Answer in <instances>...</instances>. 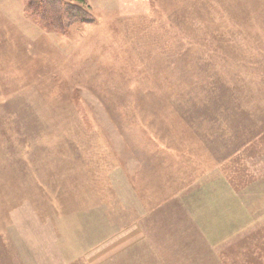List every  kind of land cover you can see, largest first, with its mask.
Listing matches in <instances>:
<instances>
[{"label": "rangeland", "instance_id": "374dc122", "mask_svg": "<svg viewBox=\"0 0 264 264\" xmlns=\"http://www.w3.org/2000/svg\"><path fill=\"white\" fill-rule=\"evenodd\" d=\"M65 1L0 0V264H264V0Z\"/></svg>", "mask_w": 264, "mask_h": 264}, {"label": "crops", "instance_id": "0c3cea01", "mask_svg": "<svg viewBox=\"0 0 264 264\" xmlns=\"http://www.w3.org/2000/svg\"><path fill=\"white\" fill-rule=\"evenodd\" d=\"M223 198L225 199L220 211H225L226 214L228 213L231 216V224L226 225L224 234L235 231V236L231 235L229 237L231 242L237 237L245 235L243 233L247 232V230L246 234H251L250 231L255 228V225H259L262 222L263 227L261 229H264V184H248L239 191L234 189L232 184H226ZM252 237L253 235L248 240L253 239ZM256 254L258 252L253 253V259L249 258V263L253 260L254 263H257V260H260ZM259 254H264V251Z\"/></svg>", "mask_w": 264, "mask_h": 264}, {"label": "trees", "instance_id": "16d2710c", "mask_svg": "<svg viewBox=\"0 0 264 264\" xmlns=\"http://www.w3.org/2000/svg\"><path fill=\"white\" fill-rule=\"evenodd\" d=\"M24 0L26 4V8L28 10H33L32 13L36 17V19L42 24V26L46 29H65L68 26H72L74 23L78 22H92L93 17L89 14L88 10L82 8L79 5H73L65 0ZM79 2H83L85 0H75ZM53 2L56 9L57 19L51 20L46 16V13L41 16V10L49 13V6H53ZM41 6V10L36 11L35 8L37 5ZM64 10V15L60 14V9ZM38 17V18H37Z\"/></svg>", "mask_w": 264, "mask_h": 264}]
</instances>
